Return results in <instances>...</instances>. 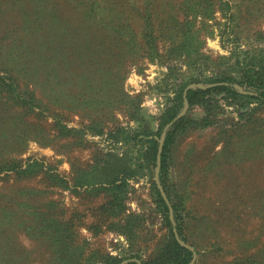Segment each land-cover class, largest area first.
<instances>
[{
    "label": "rangeland",
    "instance_id": "rangeland-1",
    "mask_svg": "<svg viewBox=\"0 0 264 264\" xmlns=\"http://www.w3.org/2000/svg\"><path fill=\"white\" fill-rule=\"evenodd\" d=\"M97 5L102 17L95 18L97 37L70 44L63 63L52 68L62 76L54 86L58 101H48L24 79L22 89L39 98L34 105H21L0 91V264H67L61 248L67 253L83 248L87 255L80 256V264H107L106 257L122 261L131 249L141 262L148 259L165 230L152 210L156 162L152 167L142 155L148 147L143 131L157 130L177 89L228 83L235 91L200 93L188 104L181 117L190 123L168 148L162 181L181 205L182 217L196 218L183 230L190 243L200 245L202 257L192 246L196 264H264V100L256 98V86L246 79L249 70L264 71V0ZM102 21L109 22L108 37ZM149 35L152 44L146 43ZM209 40L218 47L209 46ZM73 48L79 55L74 63L68 56ZM150 66L157 73L152 80ZM133 69L143 81L138 93L125 87ZM146 98L154 103L142 107ZM59 117L63 134L54 122ZM168 125L157 138L158 147ZM115 127L137 136L117 140ZM104 159H119L128 174L125 212L114 221L120 227L130 213L142 220L140 239L131 249L126 239H118L121 234L99 226L105 195L84 193L87 184L114 177L113 167L99 166ZM218 219L215 234L223 250L203 253ZM57 234L70 241L61 245ZM100 252L105 254L101 260Z\"/></svg>",
    "mask_w": 264,
    "mask_h": 264
},
{
    "label": "trees",
    "instance_id": "trees-1",
    "mask_svg": "<svg viewBox=\"0 0 264 264\" xmlns=\"http://www.w3.org/2000/svg\"><path fill=\"white\" fill-rule=\"evenodd\" d=\"M126 1L131 3V0H0V91H2L9 99L18 102L21 105L29 106L30 102L34 105L39 101V98L34 96V91H27L22 89L20 81L22 79L31 82L35 87L41 90L43 97L50 98L48 101L54 102L59 99V90L54 86L61 84L62 76H59V71H54L52 68L54 64L57 66L63 63V57L68 52L69 45L73 43H79L81 39L92 40L97 37L98 22L101 20V13L95 9L98 8V3L106 5L108 9L113 6H122ZM119 6V7H120ZM104 13L107 10L103 11ZM122 14V13H118ZM111 15V11L107 13ZM98 17V22L95 18ZM103 22V21H102ZM116 26L114 31L117 35ZM109 22H103V30L106 31L105 36H110ZM120 31V30H119ZM121 33V31H120ZM121 35V34H120ZM122 36V35H121ZM115 37V35H114ZM152 44L151 35L149 40L146 41ZM67 45V47H66ZM70 62L74 63L79 55L77 49H72L71 54H68ZM29 69L32 73H29ZM253 70V69H252ZM49 71V72H48ZM48 72V73H40ZM246 75V79L250 84L256 86L257 99L264 100V71L262 73H252L251 70ZM43 77H40V76ZM52 84V85H51ZM24 88H26L25 84ZM182 87L175 91L172 106L164 113V119L155 132H151L149 129H145L144 136L148 147L142 153L148 164L154 167L158 151L157 138L160 136L162 129L168 123H170L184 108L185 100L189 106L195 103L196 96L200 93H209L213 90H226L235 91L230 83L217 87H208L206 89H186ZM47 93L45 95L44 93ZM36 105V104H35ZM55 119V118H53ZM57 122L58 134H63L61 118L55 119ZM190 123L186 117H180L172 122L170 129L167 131L161 150V170L160 181L162 187L171 203L173 209V216L175 221V227L177 229L179 237L189 245L197 249V254L202 252L198 249L200 246L196 243H190L188 238L184 235V229L189 230L190 222L196 220L193 217H182L180 214V204L168 193L163 185L162 174L164 171V161L168 148L172 143L173 138L178 131L184 130ZM92 130V127H91ZM114 137L117 140H133L136 138L135 133H130L124 130L122 127H115ZM100 133V131H96ZM150 137V138H149ZM143 146L140 148L139 153L142 152ZM119 159H113L112 163H108L106 159L100 161L99 166H102V170L113 167L114 177L96 180L95 182L87 184V188L84 193L88 195L104 194L106 200L98 208L99 226H104L106 230L117 232L125 237L129 243V248L133 246V243L140 239L139 230L143 227L141 218L130 213L122 218L120 227L115 222L119 215L125 212V205L123 204L126 199L123 196L127 191L128 174L124 173L123 169L118 164ZM101 169V168H100ZM19 172H27L22 170L20 166L16 167ZM53 177L50 175V179L59 183L61 178ZM59 178V179H58ZM58 180V181H57ZM152 189L154 193L155 211L161 218L165 233L162 238V242L155 249L152 255L142 260L143 264H188L192 259V252L188 249L180 246L174 238L172 232V224L169 220L168 207L161 198L154 183H152ZM88 191V192H87ZM189 210L188 214L191 213ZM152 221V220H151ZM220 219L213 221L212 230L215 234L216 227L219 225ZM150 224H153L152 222ZM90 228V227H89ZM92 234L96 233L91 231ZM59 238V243L62 245L65 242H69L68 236L57 234L55 238ZM62 237L64 239H62ZM221 241L218 235L215 234L210 241H208L203 247V253H217L222 251ZM73 249L69 253L58 251L61 255L65 256V262L67 264H80V256H86L87 252L83 250ZM132 255L130 258H141L138 256L137 250H129ZM64 252V253H63ZM136 252V253H134ZM82 254V255H81ZM99 259L105 257L103 252L99 253ZM264 261V258L262 259ZM261 260V261H262ZM107 264H118L121 260H116L112 257H106ZM127 264H137L135 262H128ZM196 264V263H195Z\"/></svg>",
    "mask_w": 264,
    "mask_h": 264
},
{
    "label": "water",
    "instance_id": "water-1",
    "mask_svg": "<svg viewBox=\"0 0 264 264\" xmlns=\"http://www.w3.org/2000/svg\"><path fill=\"white\" fill-rule=\"evenodd\" d=\"M190 89V88H188ZM188 107V103H187V100H185V104H184V109L182 111V113H180L179 115H177L170 123L172 124V122H174L176 119L180 118L185 110L187 109ZM168 125V126H169ZM162 145H163V140L162 142L160 143L159 147H158V151H157V157H156V169H155V174H154V182H155V186H156V189L158 190L161 198L163 199V201L165 202V204L167 205L168 207V215H169V220L172 224V232H173V235H174V238L175 240L177 241V243L188 249L189 251L192 252V259L191 261L188 263V264H194L195 263V260H196V252L194 250V248L190 245H188L187 243H185L178 235V232H177V229L175 227V221H174V216H173V209H172V206H171V203L161 185V182H160V179H159V171H160V160H161V150H162ZM128 262H135L137 264H143L140 260L136 259V258H130V259H125V260H122L120 263L118 264H127Z\"/></svg>",
    "mask_w": 264,
    "mask_h": 264
},
{
    "label": "clouds",
    "instance_id": "clouds-1",
    "mask_svg": "<svg viewBox=\"0 0 264 264\" xmlns=\"http://www.w3.org/2000/svg\"><path fill=\"white\" fill-rule=\"evenodd\" d=\"M209 23H211V21H209ZM208 44H209V46H211V47H213V48L218 47V45H217V44H214L211 40L208 41ZM225 54H227V53H225ZM162 70L165 71V72L167 71L166 68H164V69H162ZM149 72H150V75L148 76V79H149V80H152L153 77L156 76V74H157V73H156V70H155V66H150V68H149ZM142 82H143V81H142V78H141L140 76H138V75L136 74V70L133 69V70H132V74H131V76H130L129 79L127 80V83H126V86H125V87H126V90H127V86H128V85H131V86H133V87L135 88L136 93H138V92L141 91L139 84L142 83ZM130 94H135V93H130ZM153 103H154V100H147V98H146V103L143 104L142 107H147L148 105H151V104H153ZM33 147H35V145H33ZM63 167H64L65 169H67L69 166H68L67 163H65V164L63 165ZM141 183H143V181H141ZM133 207H135V205H133ZM84 231H86V230H84ZM118 239H119L120 241H124V240H125V237H124L123 235H121V236L118 237ZM109 251L111 252L112 255H116V254H117L116 252L112 251L111 249H109Z\"/></svg>",
    "mask_w": 264,
    "mask_h": 264
}]
</instances>
